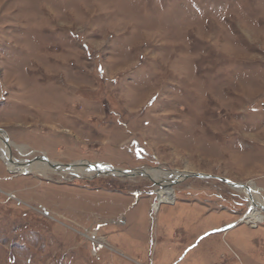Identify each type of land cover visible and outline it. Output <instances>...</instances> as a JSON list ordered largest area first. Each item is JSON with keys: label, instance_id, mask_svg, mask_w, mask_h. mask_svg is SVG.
I'll use <instances>...</instances> for the list:
<instances>
[{"label": "rangeland", "instance_id": "1", "mask_svg": "<svg viewBox=\"0 0 264 264\" xmlns=\"http://www.w3.org/2000/svg\"><path fill=\"white\" fill-rule=\"evenodd\" d=\"M2 142L0 264H264V0H0Z\"/></svg>", "mask_w": 264, "mask_h": 264}, {"label": "bare ground", "instance_id": "2", "mask_svg": "<svg viewBox=\"0 0 264 264\" xmlns=\"http://www.w3.org/2000/svg\"><path fill=\"white\" fill-rule=\"evenodd\" d=\"M8 146L9 145L8 144L6 145L5 142L4 143L2 142L0 144V149L2 150L1 158L5 160L7 166L9 168H11L13 170V172H16L18 174H29V173H32L35 171H40V170H42V171H40V173H44L45 170H54L55 172H57L58 167L56 168L51 164L45 165L41 162L27 163V162H23V161H20V162L14 161L13 158L7 154L8 153ZM16 148L19 149V151L21 153H23L24 149L22 147H16ZM101 169H102L103 173L104 172L107 173L109 171L103 166L96 167V166H90L89 165V166L75 167V169H72V172L76 175V174H80V173H87L88 171H94V170L101 171ZM115 172L116 171H114L112 173H115ZM147 173H149V176L152 175L155 178L164 179L163 177H169V176H166V175H168V173H165V176H164L163 174H161L160 172H157V171H148V172H143L142 174L144 176H146ZM174 176H179V175H174ZM184 176L186 177V175H184ZM170 181L171 180H169V178H167V182H170ZM238 190H240L241 192H244L247 195V198L250 200V205L252 208L248 212L247 218L250 220L257 221L260 213L254 207V205L258 204L259 206H261L264 209V201L258 196V192H260V191H257L254 188L248 189L245 187H241V188L238 187ZM171 198H172L171 192L169 190H163V191L158 193L157 202H169V201H171Z\"/></svg>", "mask_w": 264, "mask_h": 264}, {"label": "water", "instance_id": "3", "mask_svg": "<svg viewBox=\"0 0 264 264\" xmlns=\"http://www.w3.org/2000/svg\"><path fill=\"white\" fill-rule=\"evenodd\" d=\"M96 166H101V165H96ZM104 167H106V169L109 170V171H112V172L116 171V169L111 168V167H109L107 165H104ZM142 173H143V171H138L134 175L135 176L136 175H142ZM125 174H127V173H125ZM122 176H125V175H122ZM187 176L196 177V178H202V179H204V178H207V179H213V178H215V177H212V176H207V175H202V174H188ZM218 179L220 181H223V182L227 183L231 187H245V186H242V185H237V184H234V183H230L229 181L224 180V179H221V178H218Z\"/></svg>", "mask_w": 264, "mask_h": 264}, {"label": "built area", "instance_id": "4", "mask_svg": "<svg viewBox=\"0 0 264 264\" xmlns=\"http://www.w3.org/2000/svg\"><path fill=\"white\" fill-rule=\"evenodd\" d=\"M102 240L98 239V240H93L94 242V250L95 252H99L101 249H103L104 244L101 242Z\"/></svg>", "mask_w": 264, "mask_h": 264}]
</instances>
